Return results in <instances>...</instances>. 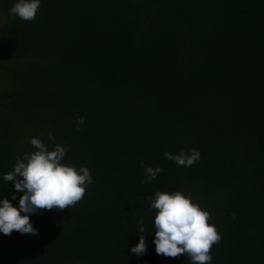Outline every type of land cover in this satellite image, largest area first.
<instances>
[{
	"label": "trees",
	"instance_id": "16d2710c",
	"mask_svg": "<svg viewBox=\"0 0 264 264\" xmlns=\"http://www.w3.org/2000/svg\"><path fill=\"white\" fill-rule=\"evenodd\" d=\"M13 3L0 0V195L17 204L2 177L48 133L93 183L31 214L36 235L0 233V264H191L155 253L157 190L209 211L211 264H264V0H41L31 21ZM189 149L191 167L163 155ZM140 161L162 172L142 182Z\"/></svg>",
	"mask_w": 264,
	"mask_h": 264
},
{
	"label": "clouds",
	"instance_id": "9594fccd",
	"mask_svg": "<svg viewBox=\"0 0 264 264\" xmlns=\"http://www.w3.org/2000/svg\"><path fill=\"white\" fill-rule=\"evenodd\" d=\"M41 0H14L9 15L31 21L36 17ZM83 117H77V126L83 124ZM48 144L38 136L28 138L33 149L22 153L15 161L12 170L3 175L5 182L11 181L12 198L20 192L14 206L3 194L0 195V233L10 235L13 230L21 234L36 235L37 230L30 222V215L40 210H63L80 201L86 187L93 183L86 166H75L65 162L67 145L56 143L55 137L48 133ZM165 159L178 166L191 167L199 162L198 149L181 150L177 153L164 152ZM145 178L142 182H151L162 168L139 162ZM153 216V239L155 253L175 258L187 255L191 264H211L210 249L221 239L216 226L210 222V213L195 202L190 193L180 190L155 191L149 195ZM138 242L129 251L137 256L147 250L143 220L138 221Z\"/></svg>",
	"mask_w": 264,
	"mask_h": 264
}]
</instances>
